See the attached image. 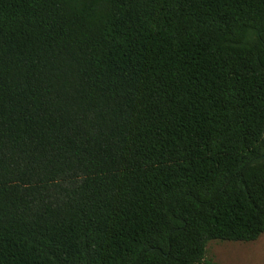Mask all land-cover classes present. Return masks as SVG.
Returning <instances> with one entry per match:
<instances>
[{"label":"trees","instance_id":"trees-1","mask_svg":"<svg viewBox=\"0 0 264 264\" xmlns=\"http://www.w3.org/2000/svg\"><path fill=\"white\" fill-rule=\"evenodd\" d=\"M263 234L264 0H0V264Z\"/></svg>","mask_w":264,"mask_h":264},{"label":"rangeland","instance_id":"rangeland-1","mask_svg":"<svg viewBox=\"0 0 264 264\" xmlns=\"http://www.w3.org/2000/svg\"><path fill=\"white\" fill-rule=\"evenodd\" d=\"M206 260L212 264H264V234L248 243L210 241Z\"/></svg>","mask_w":264,"mask_h":264}]
</instances>
